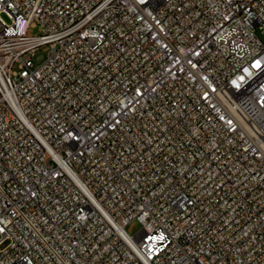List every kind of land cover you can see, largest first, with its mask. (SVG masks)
<instances>
[{
  "label": "built area",
  "instance_id": "obj_1",
  "mask_svg": "<svg viewBox=\"0 0 264 264\" xmlns=\"http://www.w3.org/2000/svg\"><path fill=\"white\" fill-rule=\"evenodd\" d=\"M262 37L264 0H0V264H264Z\"/></svg>",
  "mask_w": 264,
  "mask_h": 264
},
{
  "label": "rangeland",
  "instance_id": "obj_2",
  "mask_svg": "<svg viewBox=\"0 0 264 264\" xmlns=\"http://www.w3.org/2000/svg\"><path fill=\"white\" fill-rule=\"evenodd\" d=\"M3 18L6 22L8 23L10 22V19L8 18L7 15H4ZM30 33L32 35H40L42 33V29L41 27H37L36 29H31ZM262 40L264 41V37H262ZM47 52H48L47 47L38 50L35 55V63L40 64L45 59ZM17 70H18V66L15 67V71ZM141 229H142L141 223L136 220L127 226L126 231L130 236H135Z\"/></svg>",
  "mask_w": 264,
  "mask_h": 264
}]
</instances>
